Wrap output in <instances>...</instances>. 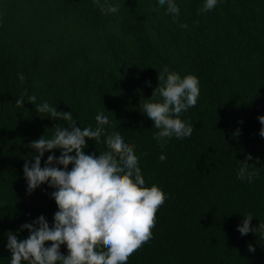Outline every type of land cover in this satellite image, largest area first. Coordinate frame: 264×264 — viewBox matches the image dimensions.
<instances>
[{
  "label": "trees",
  "instance_id": "obj_1",
  "mask_svg": "<svg viewBox=\"0 0 264 264\" xmlns=\"http://www.w3.org/2000/svg\"><path fill=\"white\" fill-rule=\"evenodd\" d=\"M107 2L119 11L102 13L94 0H0V264H10L9 232L26 239L21 225L43 215L51 226L57 211L47 183L28 193L23 165L37 155L29 142L66 122L37 113L30 95L72 112L81 128L95 129L103 112L105 131L135 145L145 186L166 194L152 238L127 264H264L258 227L237 230L248 213L251 227L264 223V0H218L208 12H199L204 0H174L175 22L158 0ZM165 65L196 76L200 95L179 117L192 135L157 141L142 104L161 101L151 95ZM104 138L86 139L85 154L106 151ZM52 154L60 151L46 152L42 167ZM246 154L260 169L251 183L237 178Z\"/></svg>",
  "mask_w": 264,
  "mask_h": 264
},
{
  "label": "clouds",
  "instance_id": "obj_2",
  "mask_svg": "<svg viewBox=\"0 0 264 264\" xmlns=\"http://www.w3.org/2000/svg\"><path fill=\"white\" fill-rule=\"evenodd\" d=\"M94 2L102 13L119 11L118 4L107 0ZM217 3L218 0H204L199 12L211 11ZM158 4L167 6L166 14L172 15L175 22L180 9L174 0H158ZM180 27L187 28V25ZM18 78L24 82L23 74H18ZM157 79L162 84L154 89L151 97L158 94L161 101L146 99L142 104L143 113L158 129L153 138L165 141L172 137H190L193 125L179 117L197 104L198 78L190 74L181 78L165 65ZM26 95L27 90L16 99L15 107H23ZM36 100L35 95L28 96L37 113L62 120L66 126L57 124L51 138L42 135L29 142L28 147L37 155L31 163L25 161L23 174L28 193L45 183L55 189L50 196L57 211L51 226L43 215L21 225L20 231L26 229L29 233L26 239L18 240L16 235L8 233L6 247L11 254L10 264H127L129 257L152 238L156 213L167 199L166 194L155 184L145 186L135 145L126 143L119 131H105L104 126L110 125V121L103 112L95 117V129L81 128L76 126L72 112L57 111L47 101L36 104ZM257 119L261 124L259 135L264 137V115ZM101 137H105L102 142L107 150L99 155L85 154L86 139L100 143ZM53 150H59V156L48 155L42 167L44 154ZM159 159L163 162L166 156L161 154ZM252 159L246 154L245 160L239 162L238 179L251 183L260 174L259 168L247 163ZM255 163H259L258 158ZM252 218L251 213L244 215L237 230L243 236L255 233L258 227L264 237V223L251 227ZM46 242L50 245L45 246ZM61 245L66 246L67 255L60 252ZM248 250L254 252L255 248L250 244Z\"/></svg>",
  "mask_w": 264,
  "mask_h": 264
}]
</instances>
